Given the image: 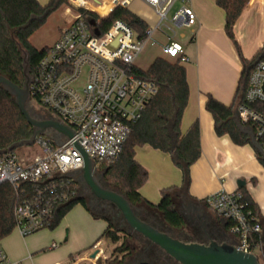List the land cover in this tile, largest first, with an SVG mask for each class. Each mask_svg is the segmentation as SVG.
<instances>
[{
    "label": "trees",
    "instance_id": "trees-1",
    "mask_svg": "<svg viewBox=\"0 0 264 264\" xmlns=\"http://www.w3.org/2000/svg\"><path fill=\"white\" fill-rule=\"evenodd\" d=\"M248 1L216 0V5L225 13V34L232 40H234L233 27ZM66 2L67 0H50L42 6L37 0H0V75L19 87L23 86L24 54L28 75L31 77L46 51V47L40 51L35 50L29 38L52 14L62 9ZM89 16L97 19L94 15ZM115 21L127 24L134 31L137 39L146 37L147 24L127 8L121 7L115 8L106 18L97 22L99 33L107 31ZM235 48L241 71L231 104L223 105L211 95H207L204 108L212 117L216 136H228L234 145L245 146L251 145V140L245 132L247 130L237 125L235 107L243 99L252 68L264 55V42L250 60L243 57L236 43ZM133 72L137 78L152 83L156 88V94L148 101L139 120L132 126L131 134L122 146L118 158L113 162L102 161L96 165L95 169L101 171L98 176L95 175L96 179L103 188L123 193L139 220L173 239L184 243L207 244L216 241L233 245L230 238L225 237L228 233L223 230L219 218L204 201L198 203L192 201L187 192L190 167L200 158L201 150L198 123L194 122L184 134L180 128L188 100L185 68L178 60L171 61L158 57L146 70L136 67ZM253 108L264 114V104L254 105ZM29 115L35 120L50 119L51 116L50 114V116L36 117L30 113ZM34 131L22 116L13 98L0 88V153L14 152L20 144L31 141ZM46 132L42 135L45 138ZM55 136L59 141L46 139L55 144L63 141L59 133L55 132ZM259 144L264 150L263 140H260ZM143 146L168 154L172 164L181 171L182 175L181 186L162 190L161 199L156 205L139 194L140 188L147 182L148 175L134 157L135 148ZM254 152L257 160L264 167L261 155L256 149ZM52 181L61 182L62 190H59L60 199L54 206L53 220L48 230H53L64 216L79 204L92 217L107 223L105 230L96 241H108L113 246V251L105 259V264H178L158 247L131 230L122 217H119L118 211L113 210L112 204L99 201L91 195L85 197L84 194L87 195L85 191L80 195L81 190L86 188L80 172H73ZM31 192L29 185H22L19 191H15L6 183L0 185V240L9 236L15 229L13 217L15 204L17 201L27 199ZM239 192L247 208L256 218V206L245 192L241 190ZM64 195L67 196L66 200H63ZM198 204L213 213L216 219L212 220ZM211 221L221 227L217 229L210 227ZM260 239L261 234L249 237L254 245H258ZM98 263L99 259L96 261V264Z\"/></svg>",
    "mask_w": 264,
    "mask_h": 264
},
{
    "label": "built area",
    "instance_id": "built-area-1",
    "mask_svg": "<svg viewBox=\"0 0 264 264\" xmlns=\"http://www.w3.org/2000/svg\"><path fill=\"white\" fill-rule=\"evenodd\" d=\"M133 1L67 0L70 8L64 14L69 21L59 38L46 47L30 77V100L73 130L75 141L83 147L95 168L102 161L113 162L118 158L132 126L156 94L152 83L137 78L133 72L134 62L146 42L163 23L173 35L172 28L196 24L189 0H140L157 17L156 26L146 31L144 39H137L122 21H115L107 31L99 33L96 25L99 20L117 7L127 8ZM162 53L180 64L188 62L176 44L164 47ZM261 104H264V55L252 68L243 99L235 107L237 123L258 143L264 142V114L253 106ZM59 135L63 138L59 144L38 136L32 145L39 147L40 154L29 162L23 163L15 152L0 153V185L9 184L15 191L29 185L32 191L27 199L17 201L13 209L15 229L23 238L52 224L54 206L62 190V183L52 180L80 172L82 168V159L70 139ZM66 199L64 195L63 200ZM203 201L225 223L235 240L234 247L253 255L259 249V256H255L264 264L261 241L254 245L249 240L251 235L261 234V227L241 192L221 190ZM0 264H8L1 249Z\"/></svg>",
    "mask_w": 264,
    "mask_h": 264
},
{
    "label": "crops",
    "instance_id": "crops-1",
    "mask_svg": "<svg viewBox=\"0 0 264 264\" xmlns=\"http://www.w3.org/2000/svg\"><path fill=\"white\" fill-rule=\"evenodd\" d=\"M37 1L44 6L50 0ZM133 2L139 10L135 13L128 7L127 10L143 20L147 30L153 29L157 24L153 10L140 0ZM189 6L196 16V24L176 28L181 30L180 34L165 35V43L161 46L162 51L164 47L176 44L188 59L187 63L181 64L186 71L188 100L180 128L184 134L194 122L198 123L201 155L190 167L187 192L195 203L221 190L245 192L256 206V219L261 226L260 241L264 248V167L257 160L251 145L236 146L228 136H216L212 117L204 108L207 95L223 105L231 104L241 71L235 43L247 60L262 47L264 0L247 2L233 27L234 40L225 34V13L216 5V0H189ZM64 21L56 40L69 21L65 14ZM134 158L148 175L147 182L139 190L141 197L148 202L156 205L162 190L181 186V171L172 164L168 154L143 146L135 148ZM198 206L203 208L201 204ZM205 211L212 220L216 219L213 213ZM100 220L77 204L53 230H41L23 238L14 229L0 240V249L8 264H96L101 256L102 260L106 259L104 252L102 255L92 248L107 226L104 220L98 222ZM219 221L228 233L225 223ZM209 226L214 229L221 227L212 221ZM225 237L234 243L229 233ZM104 243L110 244L108 241ZM53 244L55 248H51ZM95 250L98 256L92 259ZM84 258L88 260L75 261Z\"/></svg>",
    "mask_w": 264,
    "mask_h": 264
},
{
    "label": "water",
    "instance_id": "water-1",
    "mask_svg": "<svg viewBox=\"0 0 264 264\" xmlns=\"http://www.w3.org/2000/svg\"><path fill=\"white\" fill-rule=\"evenodd\" d=\"M90 23L93 24V22ZM23 75L24 83L22 87L15 85L9 79L0 75V88L13 98L15 105L18 107L28 125L35 130L31 141L20 144L18 147L32 145L35 139L43 135L47 130H53L70 139L72 147L82 159L83 165L80 170L81 178L92 196L100 201L112 204L131 230L158 247L178 264H260L255 255L238 251L232 244L218 243L216 241H211L207 244L184 243L159 232L139 220L123 193L107 190L99 184L95 177L96 169L83 147L75 141L73 130L61 125L56 120H35L29 115L26 110V104L30 100V76L28 75L25 54L23 57ZM237 125L240 127L238 123ZM245 132L250 137L251 146L259 152L261 158L264 160V150L260 144L254 140L250 132ZM78 140L82 141L80 138Z\"/></svg>",
    "mask_w": 264,
    "mask_h": 264
},
{
    "label": "rangeland",
    "instance_id": "rangeland-1",
    "mask_svg": "<svg viewBox=\"0 0 264 264\" xmlns=\"http://www.w3.org/2000/svg\"><path fill=\"white\" fill-rule=\"evenodd\" d=\"M69 8L70 7L67 5V2H66V4L62 7V9H60L58 12L52 14L47 19L45 24L31 36L30 43L35 48V50L40 51L45 47L51 46L55 42L59 32L61 31L62 27L65 24L64 12L67 11V9H69ZM138 8L139 7L135 2L131 3L128 6V9L133 13L137 12L139 10ZM67 13H68V11H67ZM171 13L168 14V18L171 17ZM167 26L168 25L166 23H163L160 30H156L152 34L151 39L146 42V44L143 48V51L139 54V56L137 57V59L134 62V65L138 69L146 70L155 58H157V57L162 58L164 56L162 51H161V46L165 43V35H167V36L173 35V33L169 29H167ZM172 31H174L177 36L181 32L180 29H175V28H172ZM259 46H260V43H259ZM167 59L170 60L169 58H167ZM26 105H27L28 112L30 114L36 116V117H44L46 115L50 116L48 111H46V110L40 108L39 106L35 105L31 100H29ZM50 119L54 120V117L51 115ZM37 120H47V119H37ZM45 136H46V138H48L50 140L59 141V138L58 139L55 138L56 137L55 131H53V130L47 131ZM14 152L18 155L19 159L24 163L26 161L29 162V159H32V158H34V156H37L38 154H40V149L36 145H32L29 148L26 146H21V147L16 148V150ZM100 172L101 171L99 169H96L95 175L98 176L100 174ZM84 191L87 194V195L84 194L85 197H87L88 195L92 196V194L90 193L87 186L83 191L81 190L80 195H83L82 193ZM113 210L116 212L115 207H113ZM117 214H118V212H117ZM119 217H121V216L119 215ZM98 222H102V220H100ZM102 241H103V243L102 242L100 243V241H99V242H97V245H94L92 248L99 250V252L101 254H102V252H104L105 257L108 258L110 256L111 252L113 251V246H111L110 244L105 245L104 240H102ZM97 250H95V251H97ZM254 253L256 256H259V249H256L254 251ZM86 255L88 256V254H86ZM96 256H98V255H96ZM118 258H119V256H118ZM104 262H105V259L102 260V256H101L98 264H105Z\"/></svg>",
    "mask_w": 264,
    "mask_h": 264
},
{
    "label": "bare ground",
    "instance_id": "bare-ground-1",
    "mask_svg": "<svg viewBox=\"0 0 264 264\" xmlns=\"http://www.w3.org/2000/svg\"><path fill=\"white\" fill-rule=\"evenodd\" d=\"M92 255H91V258L94 259L96 257V255H97V251H95ZM83 260H88V258H84V259H80V260L79 259H76L75 261L76 262H79V261H83Z\"/></svg>",
    "mask_w": 264,
    "mask_h": 264
},
{
    "label": "flooded vegetation",
    "instance_id": "flooded-vegetation-1",
    "mask_svg": "<svg viewBox=\"0 0 264 264\" xmlns=\"http://www.w3.org/2000/svg\"><path fill=\"white\" fill-rule=\"evenodd\" d=\"M98 200V199H97ZM100 201V200H99ZM261 262L264 263V248L262 247V258H261Z\"/></svg>",
    "mask_w": 264,
    "mask_h": 264
}]
</instances>
